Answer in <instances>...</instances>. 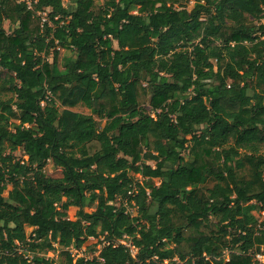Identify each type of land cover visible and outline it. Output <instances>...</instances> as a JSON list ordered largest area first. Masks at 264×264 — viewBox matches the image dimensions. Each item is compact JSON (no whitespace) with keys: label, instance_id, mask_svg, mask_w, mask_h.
I'll return each instance as SVG.
<instances>
[{"label":"trees","instance_id":"trees-1","mask_svg":"<svg viewBox=\"0 0 264 264\" xmlns=\"http://www.w3.org/2000/svg\"><path fill=\"white\" fill-rule=\"evenodd\" d=\"M263 21L264 0H0V264H264Z\"/></svg>","mask_w":264,"mask_h":264},{"label":"rangeland","instance_id":"rangeland-1","mask_svg":"<svg viewBox=\"0 0 264 264\" xmlns=\"http://www.w3.org/2000/svg\"><path fill=\"white\" fill-rule=\"evenodd\" d=\"M95 1L100 3V4H103V0H95ZM192 5L193 4H190V6H192ZM263 23H264V21H263ZM4 27L8 33H11L14 29V27L11 26L9 22H6ZM1 77H3V76H1ZM2 97L7 99L10 97V94H4V95H2ZM74 111L81 113V114H84V115H92V113L84 107H78ZM146 111L148 112V111H150V109L147 108ZM104 123L105 122H103V124ZM15 155H16L17 160H27V158H25V155H24L22 150H19L18 152H16ZM148 164L151 166H155V163H153V162H148ZM46 172L49 176L55 177V178L60 177V174H61L59 170L53 168L52 164H49L47 166ZM130 175H131V177L134 178L135 182H141L143 180L141 176L135 175L134 173H130ZM155 183L157 185H159L160 181L156 180ZM209 185L211 186V184H209ZM11 190H12V186H9L7 188V191L4 193V197L7 198L9 196V193L11 192ZM116 204H117V206H120L122 204V201L119 199L116 202ZM124 205L127 207V210L131 216H136L137 210L134 207H131L127 203V201H125ZM78 211H79V209H77V208H70L69 211L67 212L69 219L70 220H76V216H77ZM93 211H95V208L86 210V212H89V213H91ZM26 233H28L27 229H26ZM99 242H100L99 239L90 238L81 250L76 251L74 249H71L70 251H71L73 257L75 258V260H77L79 258H85L86 260H93L94 258H97L99 256V250L101 249V246H99V244H100ZM127 244H129V243H127ZM39 256H42L48 260H51L52 264H62L65 260L64 257L61 256V250L59 248L56 251L40 253ZM260 261L264 263V258L261 257Z\"/></svg>","mask_w":264,"mask_h":264},{"label":"built area","instance_id":"built-area-1","mask_svg":"<svg viewBox=\"0 0 264 264\" xmlns=\"http://www.w3.org/2000/svg\"><path fill=\"white\" fill-rule=\"evenodd\" d=\"M14 1H16L19 4H21V3L25 4L29 11H35V5L37 4V0H14ZM38 15L42 19L43 26L45 24L49 23L46 13H43V14L42 13H38ZM42 105L44 106V103ZM121 244H123L126 247L130 248L131 252L133 253V255L136 254V251L131 247V245H129V244L123 242V241L121 242ZM258 259L261 260V256H258Z\"/></svg>","mask_w":264,"mask_h":264}]
</instances>
